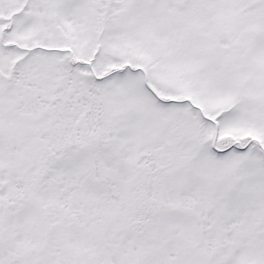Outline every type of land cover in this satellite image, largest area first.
I'll return each instance as SVG.
<instances>
[{"label":"snow or ice","instance_id":"snow-or-ice-1","mask_svg":"<svg viewBox=\"0 0 264 264\" xmlns=\"http://www.w3.org/2000/svg\"><path fill=\"white\" fill-rule=\"evenodd\" d=\"M0 264H264V0H0Z\"/></svg>","mask_w":264,"mask_h":264}]
</instances>
